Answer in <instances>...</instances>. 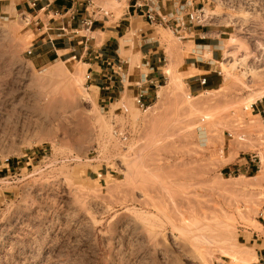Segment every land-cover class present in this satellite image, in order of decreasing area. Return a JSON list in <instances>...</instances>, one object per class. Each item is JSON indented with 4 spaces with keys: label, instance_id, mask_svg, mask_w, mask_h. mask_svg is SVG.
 Instances as JSON below:
<instances>
[{
    "label": "rangeland",
    "instance_id": "374dc122",
    "mask_svg": "<svg viewBox=\"0 0 264 264\" xmlns=\"http://www.w3.org/2000/svg\"><path fill=\"white\" fill-rule=\"evenodd\" d=\"M0 4L10 6L0 16V264H264L250 240H264V119L252 111L264 98V0L213 2L235 26L220 87L200 93L177 68L193 43L168 29L135 16L115 69L96 59L104 35L83 29L56 40L82 53L88 38L83 60L42 65L35 48L59 16L33 18L32 0ZM97 4L116 21L127 9ZM153 32L166 57L151 74L139 46ZM92 70L122 93L109 102ZM242 158L254 159L253 176L235 170Z\"/></svg>",
    "mask_w": 264,
    "mask_h": 264
},
{
    "label": "crops",
    "instance_id": "0c3cea01",
    "mask_svg": "<svg viewBox=\"0 0 264 264\" xmlns=\"http://www.w3.org/2000/svg\"><path fill=\"white\" fill-rule=\"evenodd\" d=\"M83 1L84 0L37 1L36 6L38 7V10H34V12H36L37 14L35 16L33 15V18L39 19L40 15L43 14L46 17H49L51 15L54 17L59 16V19L57 23H53L52 25L49 24L50 26L45 28V31H48L46 37L42 39V43H39V45H37V47L35 48L36 63L45 65L50 61L51 58L58 56V59H60V56L64 55H68L66 62L77 59L80 52L76 50H80V48H73L71 46L68 47L66 39L58 42H56V40L62 37L67 38L68 34L73 32H81L83 29V31L86 32L95 34L101 33L102 35H104L105 40L103 43V51L102 54H100L98 57L96 56V59L104 55L107 59V64L109 66H112V69H115L114 67L117 64V56H119L118 52L120 50V45L118 50L116 48V46L118 45V39L120 40L122 37L129 34L128 31L133 25L132 20L136 16L133 15V12L129 9L131 3L126 0L127 9L118 21L114 19L115 15L112 11H108L105 7H103V5L97 4L103 10H95L97 15L94 17L93 25L89 28L84 24V21L88 19V13L86 12V3H84ZM101 1L103 2L105 0ZM154 1L160 2L161 0ZM164 5L165 12L174 13L176 11L174 0L165 1ZM72 7L77 12L75 18H72L70 16L71 14L67 12V10ZM8 8H10V6L0 4V16L7 13ZM209 9H211L209 12L212 14L211 20L209 21V23L202 27L189 26L185 29L184 27H181L179 23H173V29H168L179 38L181 43H193V56L183 57L181 60L179 59V64L177 66L179 73L184 74V79L187 81V85L192 93H200L204 89L208 91H214L220 87L222 82V73L218 70V57L219 55H221V49L226 44L225 43L222 46L223 41L226 40V36L229 35V32L227 31L228 27L230 28L235 26V24L232 23V21H228V19L223 18V20H221V16L217 13L215 8L210 6ZM13 10L15 12H19L18 6L16 5ZM138 17L144 19L142 16ZM147 25L149 24L147 23ZM149 26L148 29L153 28V26ZM45 31L43 32V34L45 33ZM143 33L144 32H142L140 36L143 37ZM145 34L146 36L144 38L147 39L143 42V44H140L139 46L140 53L142 55L141 62H143L142 65L148 68L150 73L152 74V72L159 71L161 69L160 63L162 62L163 56L166 57V52L161 47L160 41L151 37L154 35V32L151 34ZM68 40L71 39L68 38ZM88 40V38L85 40L86 43L84 40L78 41L77 43L79 45L84 43L86 44V46L82 48V53H80L81 60H83L82 58L88 55V51L90 50V47L87 44ZM74 52H76L75 55H73ZM55 59L57 60V58ZM99 63H101V61H98V64ZM103 63L104 62H102V64ZM86 65H88V70H90L89 68H92L96 64L86 63ZM94 68L96 70V67ZM93 72L94 70L90 71V78H92L93 76L92 80L95 82L93 86L101 90L102 94L106 99L109 100V102L112 99H116L114 96L115 94L122 93V91L116 92V90L113 89L116 87V85L115 82L112 81V76L109 77V75L106 74L98 75ZM131 76L128 74L125 78H131L133 80L132 83L135 84L139 83V79H145V77H147V75H139V78ZM104 77H106V79H103ZM203 77L207 78V84L205 86H202L200 83ZM150 81H158V77L154 76ZM104 84H106V86H104ZM252 111L253 113H255L254 116H258L261 119H264V98L252 105ZM253 162L254 159L252 158H242L234 163V165L236 166L235 170L244 171L245 173L253 172V169H256V165H254ZM255 237L257 239H254ZM250 240H252L253 245L257 247L255 249L257 254L256 257L259 258V261L264 260V240L261 239L258 233H253V236Z\"/></svg>",
    "mask_w": 264,
    "mask_h": 264
},
{
    "label": "built area",
    "instance_id": "2783aa9c",
    "mask_svg": "<svg viewBox=\"0 0 264 264\" xmlns=\"http://www.w3.org/2000/svg\"><path fill=\"white\" fill-rule=\"evenodd\" d=\"M38 0H33V7L36 6ZM98 0H84L86 3V12L88 19L84 21L87 27H91L94 22V17L97 15L95 10L102 11L98 5ZM131 5L129 9L136 16H142L146 22L153 27H161L164 29H173V23H179L185 29L191 27H202L209 23L212 14L208 11L209 7L216 0H174L176 11L165 12L164 2L168 0H161L160 2L154 0H128ZM72 18H75L77 12L72 7L67 10ZM58 14V13H57ZM29 55L33 54L32 50L28 51ZM202 86L207 84V78L203 77L200 81ZM137 105L144 109L143 95L136 97ZM231 136V134H229ZM223 264V263H217Z\"/></svg>",
    "mask_w": 264,
    "mask_h": 264
},
{
    "label": "trees",
    "instance_id": "16d2710c",
    "mask_svg": "<svg viewBox=\"0 0 264 264\" xmlns=\"http://www.w3.org/2000/svg\"><path fill=\"white\" fill-rule=\"evenodd\" d=\"M254 173H256V169H253V174H252L251 176H253V175H254Z\"/></svg>",
    "mask_w": 264,
    "mask_h": 264
},
{
    "label": "bare ground",
    "instance_id": "6f19581e",
    "mask_svg": "<svg viewBox=\"0 0 264 264\" xmlns=\"http://www.w3.org/2000/svg\"><path fill=\"white\" fill-rule=\"evenodd\" d=\"M233 23V22H232ZM235 24V23H234ZM252 72H253V70H252Z\"/></svg>",
    "mask_w": 264,
    "mask_h": 264
}]
</instances>
